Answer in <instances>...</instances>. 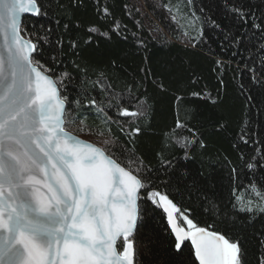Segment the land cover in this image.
Returning a JSON list of instances; mask_svg holds the SVG:
<instances>
[{
	"label": "trees",
	"instance_id": "obj_1",
	"mask_svg": "<svg viewBox=\"0 0 264 264\" xmlns=\"http://www.w3.org/2000/svg\"><path fill=\"white\" fill-rule=\"evenodd\" d=\"M37 2L41 14L26 16L22 27L33 40L40 38L34 63L39 61L54 79L69 74L60 91L77 122L66 128L104 147L129 170L143 168L183 215L239 241L246 264H260L264 0ZM234 9H241L245 19ZM100 81L109 85L107 91ZM97 91L105 107L113 105L107 115L75 103L86 95L96 97ZM119 100L145 115L119 116ZM178 118L185 127L172 135ZM132 127H139V134L130 136ZM179 138H187L183 149L175 143ZM129 159L135 163L129 165ZM162 160L172 166L165 169ZM248 163L256 166L249 169ZM246 205L254 211H240ZM174 238L162 208L141 198L134 235L137 264H199L191 243L184 242L177 253Z\"/></svg>",
	"mask_w": 264,
	"mask_h": 264
},
{
	"label": "snow or ice",
	"instance_id": "obj_2",
	"mask_svg": "<svg viewBox=\"0 0 264 264\" xmlns=\"http://www.w3.org/2000/svg\"><path fill=\"white\" fill-rule=\"evenodd\" d=\"M234 12L245 19L241 9ZM40 14L37 0H0V264H137L134 235L141 198L166 214L177 253L190 239L199 264H246L239 241L198 227L168 194L154 187L143 168L126 170L104 147L65 130L77 122L60 91L69 74L53 79L39 61L34 63L40 38L33 40L22 27L24 15ZM253 27L261 29L260 24ZM99 83L108 90L109 85ZM101 94L97 91L96 97L86 95L75 103L107 115L113 105L105 107L98 99ZM117 105L124 118L145 115L123 107L122 100ZM79 124L84 125L83 119ZM183 127L178 118L172 135ZM139 132V127H132L129 135ZM185 140L175 143L183 149ZM161 163L165 169L172 166L170 160ZM248 205L240 211L253 212ZM183 223L188 230L179 226Z\"/></svg>",
	"mask_w": 264,
	"mask_h": 264
},
{
	"label": "water",
	"instance_id": "obj_3",
	"mask_svg": "<svg viewBox=\"0 0 264 264\" xmlns=\"http://www.w3.org/2000/svg\"><path fill=\"white\" fill-rule=\"evenodd\" d=\"M26 16H32V17H36L37 15H24L23 16V19L26 17ZM22 23H23V21H22ZM33 55H34V53H33ZM49 76H51L49 73H47ZM52 77V76H51ZM53 78V77H52ZM54 79V78H53ZM65 130L67 131V132H69L71 135H73V136H75L76 138H78L79 140H81V141H83V142H85V143H93V144H95L94 142H91V141H89V140H87V139H85V138H82L81 136H79V135H77V134H75V133H73V132H71V131H69L66 127H65ZM96 146H98V147H100L99 145H97V144H95ZM106 154H108L107 152H106ZM109 155V154H108ZM123 166V165H122ZM126 168V167H125ZM126 170H128L127 168H126ZM138 220H139V218H138ZM179 223V222H178ZM137 224H138V222H137ZM180 226V225H179ZM202 228H204V227H202ZM206 230H208V231H212V230H209V229H207V228H205ZM186 230V229H185ZM136 232V231H135ZM214 232V231H213ZM187 241H189L190 243H191V241H190V239L189 240H187ZM186 242V241H185ZM194 248V247H193ZM199 263V262H198Z\"/></svg>",
	"mask_w": 264,
	"mask_h": 264
},
{
	"label": "rangeland",
	"instance_id": "obj_4",
	"mask_svg": "<svg viewBox=\"0 0 264 264\" xmlns=\"http://www.w3.org/2000/svg\"><path fill=\"white\" fill-rule=\"evenodd\" d=\"M82 137V136H81ZM82 138H84V137H82ZM85 139H87V138H85ZM87 140H89V139H87ZM89 141H91V140H89ZM91 142H93V141H91ZM95 143V142H94ZM95 144H97V143H95ZM97 145H99V144H97ZM100 146V145H99ZM101 147V146H100ZM180 226H182V227H184L186 230H188L187 229V224L186 223H183V224H180Z\"/></svg>",
	"mask_w": 264,
	"mask_h": 264
},
{
	"label": "bare ground",
	"instance_id": "obj_5",
	"mask_svg": "<svg viewBox=\"0 0 264 264\" xmlns=\"http://www.w3.org/2000/svg\"><path fill=\"white\" fill-rule=\"evenodd\" d=\"M125 167V166H124ZM128 169V168H127ZM129 170V169H128Z\"/></svg>",
	"mask_w": 264,
	"mask_h": 264
}]
</instances>
